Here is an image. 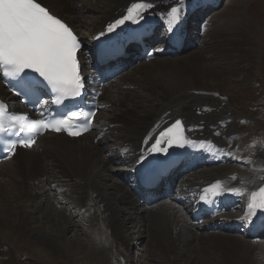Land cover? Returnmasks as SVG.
Listing matches in <instances>:
<instances>
[{
  "label": "bare ground",
  "instance_id": "bare-ground-1",
  "mask_svg": "<svg viewBox=\"0 0 264 264\" xmlns=\"http://www.w3.org/2000/svg\"><path fill=\"white\" fill-rule=\"evenodd\" d=\"M37 1L76 33L88 27L91 38L87 45L93 47L113 21L141 0H95L96 4H91L93 0ZM71 1H77L85 12H94L91 22L82 21L90 17L75 16ZM143 1L152 3L147 11L160 24L170 19L171 9L177 5V0ZM237 1L226 13L229 18L236 15L232 25L204 20L205 25L199 27L206 39L201 49L187 47L189 39L196 43L197 36L194 28L188 30L189 23L187 39L174 56L138 62L137 48L127 47L129 57L119 61L122 66L135 65L126 71L130 73L102 88L99 104L107 105L110 113L105 118H98L97 113V133L78 139L45 134L30 150H17L12 159L0 163L4 168L13 162L0 174V264H16L14 251L28 248L45 264H126L128 251L138 246L137 258L142 264H264V239L253 242L242 227L250 216L253 191L264 182V144H257V151L254 148V158L240 157L245 170L217 166L201 176L193 173L180 183L178 192L187 204L217 193L234 201L238 219L229 221L230 214L222 215L223 220L212 221L210 229L197 230L192 225L186 203L159 200L146 206L123 180L125 172L139 168L145 155L140 151L143 137L156 123L148 145L175 119L183 121L187 140H198L204 153L215 160L230 153L237 143L236 121L242 113L231 110L224 97L234 102L231 88L241 81L233 76L249 75L244 63L255 66L257 48L253 28L242 27V0ZM197 3L186 0L181 15H188ZM194 13L191 22L199 20L197 14L206 15L205 10ZM152 41L145 40L149 46ZM185 49L188 52L183 55ZM0 98L8 99L1 84ZM99 133H104L103 139H97ZM110 135L114 141L107 137ZM237 150L239 156L246 154L244 146ZM110 163H122L127 169H110ZM169 179L177 185V172L171 171ZM49 188L56 193L50 201L45 197ZM61 202L66 207H60ZM83 227L91 240L78 235ZM70 232L74 235L68 237Z\"/></svg>",
  "mask_w": 264,
  "mask_h": 264
},
{
  "label": "snow or ice",
  "instance_id": "snow-or-ice-1",
  "mask_svg": "<svg viewBox=\"0 0 264 264\" xmlns=\"http://www.w3.org/2000/svg\"><path fill=\"white\" fill-rule=\"evenodd\" d=\"M178 12L176 7L171 9L169 23L174 24L177 21ZM129 19L131 16L118 20L116 25L109 26L108 32L111 33L116 26L123 25ZM79 47L78 38L70 27L50 14L41 2L0 0V66L13 76L23 80L20 74L25 69H30L47 81L52 89L62 95L75 96L83 87L78 70ZM72 119L80 123H90L87 117L81 120L80 114L75 111L72 112ZM68 123V120H62L53 124L44 123L42 127L60 131ZM175 123L177 127L180 126L179 120ZM68 134L76 136L80 133L69 131ZM33 142L30 139L19 140V144L25 148L31 147ZM159 142L158 140L157 144ZM15 147L16 144L13 143L10 150ZM153 148L156 149V145ZM261 191L264 192V189ZM260 206L264 207V201Z\"/></svg>",
  "mask_w": 264,
  "mask_h": 264
},
{
  "label": "rangeland",
  "instance_id": "rangeland-1",
  "mask_svg": "<svg viewBox=\"0 0 264 264\" xmlns=\"http://www.w3.org/2000/svg\"><path fill=\"white\" fill-rule=\"evenodd\" d=\"M86 1L90 3L92 0H86ZM74 2H76V3H74ZM74 2L71 1V3L74 4V6L72 8L75 11V16L77 15V17H79L81 19L83 17H86V16H87L86 18L90 17L87 20L82 19V21L83 22L85 21L87 23H89L88 21L91 22V19L94 17V12L89 11V12H91L89 14V12H85V9L82 8V6L78 5L79 3H77V1H74ZM235 2L237 3L238 1L237 0H221V4L219 5V8H217V10H214L213 13H210L211 11L208 12L210 15H212L210 17V21H217L218 20L217 22H221V24L227 23L226 25H228V26L232 25L233 22L237 20V17L234 13H232V15L229 18V16L226 13L228 10H230V8H233L236 5ZM96 3H97V1H95V0H93L91 2V4H96ZM232 4L234 6H231ZM240 5H241V7L239 8L240 17L243 18L242 27L243 28L252 27L254 33H256V36H255L256 40L255 41L257 42L256 43L257 48H256V53H255L256 58L254 59L256 64H255V66H252L250 64L246 65V63H244V66L247 67L246 72H249V70H250L249 75L244 77V78H243V75H241V74L240 75H238V74L234 75L233 76L234 78H238L241 81V83H240L241 85L238 87L231 88L230 98L234 100L233 103L231 100L228 99V96H226V95H225L226 98L224 97V100L226 101L228 106L230 104L229 108L231 110L235 109L236 112L242 113V114H238V116H237L238 120L236 121V123H237L238 128H237V135L235 136V138H236L235 140L237 141L238 145H237V143L233 145L232 152L234 150H237L238 147L241 148L242 146H244L246 148V154L242 153L240 156H239L240 153L239 154L235 153V154H238L239 158L240 157L242 159L244 158L243 160H249V158H251V159L254 158V156L257 153L256 151L260 147V145H256V144H261V143H257V142H259V140H260L262 142V144H264L263 143L264 142V0H242V1H240ZM236 14H238V12H236ZM198 15L199 14H197L196 17H198ZM200 15H202V14H200ZM215 15H216V17H215ZM225 15H226V17H225ZM217 16L219 19H217ZM191 17L192 16H190L188 18L187 23H189V27H188V24H187V27L189 28L188 30H191L192 32H193V28H194V30H195L194 32L196 34L199 20L195 21V19H193L191 22V19H190ZM200 17H202V16H200ZM227 18H229L230 21L229 20L227 21ZM231 22H232V24H231ZM202 26L203 25L201 24L199 27H202ZM87 30H88V27H85V28L81 27L80 30H78L80 37L82 38V40L84 39L85 42H89V39L91 38V35H88L89 31H87ZM199 35H200L199 38L201 39V41L196 40V43H194L193 41H190V39H189L188 45H187L188 48L190 47L193 50H195L196 48L197 49L202 48L203 42L206 39L203 38L200 31H199ZM202 39H204V40H202ZM199 42H201L202 44H200ZM151 46L154 47L153 44ZM190 48H189V50H192ZM187 52H188L187 49H185L183 55L187 54ZM163 57H166V55L162 56V58ZM155 58H153V60H156L157 58H159V56L156 59ZM248 59H250V57ZM148 61H150V60H148ZM148 61H146V62H148ZM134 65H135V62H134ZM130 71L126 72L125 74H123L119 77L125 76L127 73H130ZM104 106H106V108L104 110L100 111L98 118H105L110 113L109 107L107 105H104ZM256 132L258 133V135H256ZM91 137H93V136H91ZM107 137H109L111 141L115 140V137L112 135L107 136ZM222 140H224L226 142L227 138L222 135ZM240 144H242V145H240ZM254 148L256 149V151L254 150ZM247 152H248V154H247ZM12 163L13 162L11 161L7 164L8 166L5 165L4 168L1 167L0 168V174H1L2 170H5L8 167H11ZM219 166H221V168L224 170L227 168L231 169L233 167L240 168L241 170H245V168H246V165H243V164L240 165V161L236 163L235 159H234V161L233 160L232 161H229V160L225 161L223 164H220ZM107 167L110 169L113 167L119 168V169H127V166L122 164V163H120V164L114 163V165H112V163H110ZM213 168H211V169H213ZM211 169L210 170L206 169L205 171H211ZM202 174L203 173L197 174V176H201ZM1 179H2V176L0 175V180ZM185 182H186V179L184 181H182L181 183H185ZM36 192H38V190H36ZM55 194H56L55 191H52V189L49 188L48 190H46L45 197L48 201H50V199ZM61 200H62V198H61ZM60 207H66V205L63 202H61ZM81 230H83V231L78 233V235H80V236L82 235L81 239L91 240V236L87 232L86 227L81 228ZM73 235H74V233L70 232L68 234V237L73 236ZM140 251L141 250H140L139 246L136 248L131 247L130 250L128 251V254H127V263L126 264H129L128 261L130 263L133 262L132 264H142V260L138 261L139 257L137 258V255L139 254ZM14 255H16L15 256L16 264H45L42 260H40L34 256L33 248H28L27 251H25V252L18 251V250L14 251ZM150 264H152V263H150ZM153 264H159V263H153Z\"/></svg>",
  "mask_w": 264,
  "mask_h": 264
}]
</instances>
